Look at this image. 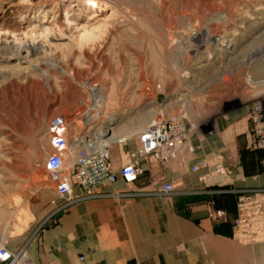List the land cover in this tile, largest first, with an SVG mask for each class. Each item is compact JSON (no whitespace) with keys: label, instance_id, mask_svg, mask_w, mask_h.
I'll return each mask as SVG.
<instances>
[{"label":"rangeland","instance_id":"1","mask_svg":"<svg viewBox=\"0 0 264 264\" xmlns=\"http://www.w3.org/2000/svg\"><path fill=\"white\" fill-rule=\"evenodd\" d=\"M35 1L0 0V235L12 249L55 214L44 170L54 116H64L70 140L113 118L117 157L151 122L174 116L202 139L230 132L264 95V0H106L110 9L93 20L80 0ZM204 29L234 49L202 43Z\"/></svg>","mask_w":264,"mask_h":264},{"label":"crops","instance_id":"2","mask_svg":"<svg viewBox=\"0 0 264 264\" xmlns=\"http://www.w3.org/2000/svg\"><path fill=\"white\" fill-rule=\"evenodd\" d=\"M238 119L230 132H192L170 160L139 159L133 182L103 183L96 197L55 212L26 244L31 264H264V230L244 240L234 227L238 194L264 189L263 151L251 143L249 115ZM133 149H110L112 169ZM199 161L206 166L191 170Z\"/></svg>","mask_w":264,"mask_h":264},{"label":"built area","instance_id":"3","mask_svg":"<svg viewBox=\"0 0 264 264\" xmlns=\"http://www.w3.org/2000/svg\"><path fill=\"white\" fill-rule=\"evenodd\" d=\"M101 95L100 88L91 87ZM249 137L254 148L263 151L261 160L264 170V95L254 100L249 109ZM193 126L187 127L184 116L156 121L147 126L136 137L133 150L128 152L127 162L118 170H113L110 162L111 139L105 134H77L68 138L67 122L64 116L51 118L47 127V143L50 151L44 161L47 178L53 184L60 203L55 212L65 210L80 200L96 197L95 189L103 183H114L117 179L133 182L142 173L138 160L151 157L166 162L173 158L179 147L186 145ZM126 145V138L117 140ZM71 154V155H70ZM206 166L199 161L191 167L197 170ZM222 172L217 166L213 173ZM203 179V178H202ZM161 192L175 191L171 183L159 185ZM56 200H52L55 205ZM238 217L234 222L237 232L253 239L258 231L264 230V189L242 191L236 199ZM0 264H31L26 246L12 249L0 238Z\"/></svg>","mask_w":264,"mask_h":264},{"label":"bare ground","instance_id":"4","mask_svg":"<svg viewBox=\"0 0 264 264\" xmlns=\"http://www.w3.org/2000/svg\"><path fill=\"white\" fill-rule=\"evenodd\" d=\"M38 2H43V4H52L53 5L54 3L58 2V0H36L35 1V3H38ZM107 3L108 2H106V0L105 1L104 0H80V3L78 4V7H79L78 10L80 11V13L90 11L91 14H90V16L87 17L86 20H93L95 17L101 16L103 12L108 11L110 9L109 5ZM10 6L13 7V6H15V4H11ZM50 10H52V9H50V8L48 9L46 6H43V7H41L39 9V11L43 12V14H47L48 12H50ZM66 18L67 17H65L64 19H66ZM216 19L217 20L221 19L222 22L225 21L223 15H220V14L216 15ZM64 21L66 22V21H69V20L66 19ZM41 22H43V21H40V23ZM37 27H41V26L39 25ZM206 29H204V31L198 32L196 34V35H198V37H202V36L204 37V39L201 40L202 43H206L207 44V43L212 42V44L215 45V47L219 46V48H220L219 50L222 53H228V52H231L234 49V44L235 43H234L233 39H224V38H221V37L215 39L213 36L208 34V30H206ZM43 30H45V29H43ZM83 33H84V36H89L90 35V31L87 30L86 27H83ZM22 50H25V51L30 52V53H34L36 51L35 48L32 47V46L28 47V48H23V49H20V50L17 49V50H15V52H17L16 56H19L18 53H20ZM15 52L13 50H9L7 53L9 54L8 56L10 57V56H14ZM213 56H215V55H212V54L209 55L207 57L208 58L207 60H213V62H214L215 60L213 59ZM259 84L261 86H264V80L261 81ZM91 92L94 94V96H98L97 93H96V90L94 88L91 90ZM98 98H100V96H98ZM95 115H96V113H95ZM113 120L114 119L112 118V119H109L104 124L102 123L100 125H96L94 132L97 133V134H105V135L108 136V137L106 136L107 140H110L111 138H113L112 137V133L110 135L108 133H110L112 131V127L110 125L112 124ZM91 122L92 123H96L95 120H92ZM153 122H155V121H153ZM153 122H151V123H153ZM89 123H90V121H89ZM92 125H94V124H92ZM0 238L3 239V237L1 235H0Z\"/></svg>","mask_w":264,"mask_h":264},{"label":"water","instance_id":"5","mask_svg":"<svg viewBox=\"0 0 264 264\" xmlns=\"http://www.w3.org/2000/svg\"><path fill=\"white\" fill-rule=\"evenodd\" d=\"M107 136V135H106Z\"/></svg>","mask_w":264,"mask_h":264}]
</instances>
